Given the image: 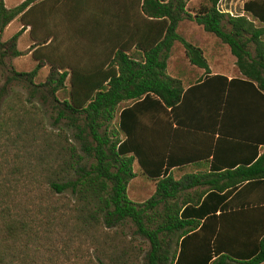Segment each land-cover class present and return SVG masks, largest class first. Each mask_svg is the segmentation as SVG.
<instances>
[{
	"label": "trees",
	"instance_id": "16d2710c",
	"mask_svg": "<svg viewBox=\"0 0 264 264\" xmlns=\"http://www.w3.org/2000/svg\"><path fill=\"white\" fill-rule=\"evenodd\" d=\"M41 1L26 0L9 9L0 0V62L25 55L18 42L30 27V53L37 63L30 73L11 69L12 77L0 92V111L13 81L34 87V99L46 88L57 112L53 119L57 124L64 121L75 134L65 140L57 156L53 151L45 156L27 146L31 133L23 115H18L20 119L6 113L0 117V150L5 153L1 164L10 172H1L6 191L0 198V264H30L44 250L41 240H54L59 249L57 242L66 239L62 243L69 248L75 239L84 242L87 238L95 264H264V205L218 214L244 184L261 186L264 195L260 146L219 139L211 169L180 179L171 169L185 164L168 155L183 132H172L170 116L183 123L179 112L189 101H196V90L201 88L186 92L184 81L168 74L176 43L183 45L192 66L211 73L204 51L179 34L180 25L193 21L229 47L242 76L229 85L232 89L235 84L243 86L246 100H264V25L220 12L222 0H201L198 6L194 0H123L127 8L121 16L127 25L123 22L122 31L127 38L119 40L113 30L117 39L113 41L105 25V17L111 16L110 0H94L95 25L84 18L74 24L78 12L66 6L54 9L53 21L44 26ZM252 15L264 24L263 14ZM60 16L74 19L54 20ZM16 19L23 29L3 42L5 30ZM45 66H50L51 74L45 83L36 85ZM68 80V97L61 99L59 93L66 90ZM215 80L211 82L219 83H212L216 84L213 88L224 92L228 79L216 76ZM123 104L129 107L120 110ZM24 108L19 106L22 112ZM224 114L226 120L233 118L227 107ZM154 121L158 126L153 128ZM33 135L35 142L38 134ZM136 162L156 182L154 195L142 204L128 195ZM40 175L46 178L50 200L33 213L13 193ZM62 197L68 201L60 205ZM128 230L133 231L131 236Z\"/></svg>",
	"mask_w": 264,
	"mask_h": 264
},
{
	"label": "crops",
	"instance_id": "0c3cea01",
	"mask_svg": "<svg viewBox=\"0 0 264 264\" xmlns=\"http://www.w3.org/2000/svg\"><path fill=\"white\" fill-rule=\"evenodd\" d=\"M24 1L26 0H16L13 8L19 6ZM124 1L126 2V0ZM201 3V0L193 1L195 6H198ZM221 5L225 11L224 13L226 14H230L233 17L246 16L250 20H253L257 26L264 25L252 15V13H255L257 16H260L261 14L264 15V0H222ZM66 6L72 7L73 9L75 8L76 12H78V14L75 15L74 24L78 23L79 25V19L84 18L91 19V21H94L91 24L95 25L96 18L94 14L96 13L94 11L97 10V7L96 4H94V0H67L66 2H63L62 0H42L39 10L41 25L44 26L47 21H53L50 14L54 9L59 10ZM107 7V10L111 12V16L105 17L108 18L105 25H107V27L109 26L111 29L110 39L117 41L115 34H118L119 37H121L119 40H122L124 35L126 40L127 33H123L122 31L124 20L121 16V14L126 11V4H123V0H110ZM88 13L93 14L89 15ZM71 18L60 16L59 18L55 17L54 20L60 21L61 19L63 21H68L74 19ZM126 25L127 23L124 22V26ZM113 30L115 32L114 36ZM204 33L206 32L204 31ZM28 34H30V27H28L20 37L18 48L21 46L23 41H25V37H27ZM107 39L108 40L105 41L112 42L109 38ZM184 39L200 47L204 51V56L207 61L208 56L218 58L219 49H216L213 54L209 55L208 51L202 45H198L196 40H199V38L194 36V34H190L189 38L185 37ZM31 42L32 41H30V43ZM26 44L29 43L27 42ZM174 48L168 62V74L172 77L183 80L186 92L198 85H200L201 88L196 90V93H198L194 98L196 101H189L186 109L179 112L180 117L183 115V123L178 122V118L176 120L175 116H170L169 121L173 123L172 132L176 129L182 130L183 132L177 141L179 144H174L173 149H169L170 151L168 152V155H171V158L173 157L175 161L185 164L182 168L176 167L171 170H173V172H181L191 169L193 170L191 173L209 171L213 162L212 153L216 144L219 139L224 138L258 144L261 148V152H264V100L257 99L256 97L246 100V96L242 92L243 86L235 84V87L232 89L229 85V82L233 79H242V76L236 66L235 57L233 56L234 61L232 62L230 72L220 70L221 67L216 66L217 62L213 63L208 61L211 73L207 75L204 69L192 66L186 55V61L190 66L188 67L189 70H170L169 63L171 59H173ZM19 50L21 49L19 48ZM216 67H219L220 69ZM235 70H237V73L239 74H237ZM216 76H225L228 79V84H224L226 86V90L222 93H218L216 89L213 88V85L215 86L216 84L212 83H219L211 82L216 81ZM218 95L222 96L218 97ZM225 106L227 107V114L229 113L230 115V113H233V118L230 119L227 117L226 120V116L224 114L226 111ZM128 107L129 106L127 105L122 109ZM156 123L157 121L153 122V128ZM209 136L212 140L208 138ZM210 141H212V146L209 144ZM258 191H261V186L252 184L242 185L237 192L232 194L223 203V205H225V209H220L218 214L222 211L232 212L264 205V201L260 200L264 197V195L262 194V191L260 193Z\"/></svg>",
	"mask_w": 264,
	"mask_h": 264
},
{
	"label": "rangeland",
	"instance_id": "374dc122",
	"mask_svg": "<svg viewBox=\"0 0 264 264\" xmlns=\"http://www.w3.org/2000/svg\"><path fill=\"white\" fill-rule=\"evenodd\" d=\"M7 8H13L16 0H6ZM23 29V24L16 19L12 22L7 29L5 30L2 41H9L15 34L20 32ZM27 30V29H26ZM25 30V31H26ZM179 34L183 38H189L190 34H194V36L198 37L197 39L198 45H202L209 53V55L213 54L216 49H219L218 58H214L213 56H208L207 59L210 62H217L216 67L220 70L230 72V68L232 66V62L234 61V57L229 49V47L223 45L216 37L210 35L208 33H204L203 29L199 27L192 21H185L181 24L179 30ZM24 40V39H23ZM26 41V42H25ZM25 41L19 47L25 55L19 58H7L4 60V64L0 62V92L4 88V86L10 81L9 77H12V70L19 73H30L32 72L37 63L32 58V54L30 53L31 46L33 45L30 34L25 37ZM29 44H26V43ZM185 49L181 43H176L173 59H171L169 65L170 70H189V64L186 61L185 57ZM218 54V53H217ZM212 57V58H211ZM226 67V70H225ZM237 73V70H235ZM51 74L50 66H45L41 69L35 79V84L40 85L47 81ZM239 74V73H237ZM69 80L66 83V90H63L59 93V97L61 99L67 98L69 93ZM34 87L28 86L27 84L20 81H13L11 84L7 86L5 91L6 96L1 106L0 117L6 113L7 117H14L18 115H23L26 118L27 128L30 129L29 135H27L26 139L28 141L27 146H30L37 150V153L44 152L46 156L50 151H53L55 156L58 155L59 151H61L62 146H65V140L69 138H74V131L69 130L65 124V122H61L57 124L53 119V116L57 115V112L54 111V107L51 102H49V95L46 92V88L40 89L42 94L38 95L36 99L32 98L33 95L31 93ZM44 92V93H43ZM32 98V99H31ZM31 100L32 103L29 101ZM19 106H25L23 112L19 109ZM127 106V104H123L120 107V110ZM26 110V112H25ZM18 119H20L18 117ZM119 125V116L114 122V126L118 127ZM14 135H16V131L13 130ZM37 133V140L35 142L31 141L33 139V134ZM10 146V144H8ZM2 154L4 155V151L0 150V198L2 194H4V189L1 185L2 183V174L10 173L6 164L2 166L1 161L4 160ZM79 154L84 155L83 152L79 149ZM10 158L15 159L14 154L11 153ZM36 163V160L34 161ZM43 162V161H42ZM90 162L89 160L84 164ZM17 163H20V161ZM47 159L43 162L44 167L46 166ZM32 166V165H30ZM33 168L38 166H32ZM43 167V166H42ZM193 170H185V171H175L174 177L177 179L182 178L186 174H191ZM134 173L136 177L130 182L128 188L129 198L136 204H142L149 200L156 191V182L150 180L146 175H144L142 169L136 163L134 165ZM48 187L46 183V178L43 175H40L38 179L29 180L28 184L25 183L20 184L17 192H14L13 195L18 196V201L22 200L25 202L26 206L30 209L31 212L37 213L41 207H44L49 203L48 198ZM13 189L10 190L12 192ZM40 196L44 198L43 201H39ZM65 198H61L60 205L65 204L67 202ZM133 233L132 230H128L126 232L127 235L131 236ZM47 237V236H45ZM44 238V237H43ZM52 239L51 237H47V239ZM66 240V239H65ZM63 240V241H65ZM63 241L57 242L58 248L55 249L54 244L55 241H42L44 242V246L42 247V253L40 255H35L34 261L29 260L30 264H95V257L93 252V246L90 245V240L87 238L84 242H81L78 239H75L69 248H66L63 245ZM69 249V250H68Z\"/></svg>",
	"mask_w": 264,
	"mask_h": 264
},
{
	"label": "built area",
	"instance_id": "2783aa9c",
	"mask_svg": "<svg viewBox=\"0 0 264 264\" xmlns=\"http://www.w3.org/2000/svg\"><path fill=\"white\" fill-rule=\"evenodd\" d=\"M221 2H222V1H221ZM221 2H220L219 5H218V10H219L220 12L224 13L225 11L223 10V7H222V5H221Z\"/></svg>",
	"mask_w": 264,
	"mask_h": 264
}]
</instances>
